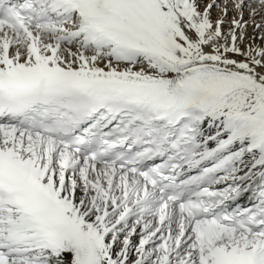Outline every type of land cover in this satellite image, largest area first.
<instances>
[{"label":"snow or ice","instance_id":"1","mask_svg":"<svg viewBox=\"0 0 264 264\" xmlns=\"http://www.w3.org/2000/svg\"><path fill=\"white\" fill-rule=\"evenodd\" d=\"M257 30L264 0H0V264H264Z\"/></svg>","mask_w":264,"mask_h":264},{"label":"bare ground","instance_id":"2","mask_svg":"<svg viewBox=\"0 0 264 264\" xmlns=\"http://www.w3.org/2000/svg\"><path fill=\"white\" fill-rule=\"evenodd\" d=\"M210 1H211V0H208L207 3L210 2ZM213 10H214V9H213ZM216 10H217V9H216ZM216 13H217V16H218V15H219V11L216 12ZM230 13H231V14H230ZM232 15H233V13H232V12H229V14H228V18L231 19ZM217 16H216V17H217ZM244 19H248L247 14L245 15ZM257 19H259V17H257ZM253 28H254V26H247V36H248V37H252V36H253ZM246 42H247V41H246ZM255 43H257V44L264 43V41H262V40L259 38L258 30H257V32H256Z\"/></svg>","mask_w":264,"mask_h":264},{"label":"rangeland","instance_id":"3","mask_svg":"<svg viewBox=\"0 0 264 264\" xmlns=\"http://www.w3.org/2000/svg\"><path fill=\"white\" fill-rule=\"evenodd\" d=\"M207 1L208 0H205V3H207ZM211 2V1H210ZM217 2L218 3H221L222 2V0H217ZM214 9V10H213ZM213 9H211L210 11H211V15H212V17L213 18H215L216 16H217V13L216 12H218V10H216V8L214 7ZM231 14V13H230Z\"/></svg>","mask_w":264,"mask_h":264}]
</instances>
